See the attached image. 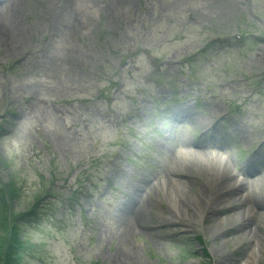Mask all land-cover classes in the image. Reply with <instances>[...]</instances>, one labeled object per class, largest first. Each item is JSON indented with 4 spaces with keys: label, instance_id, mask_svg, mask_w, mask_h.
Returning a JSON list of instances; mask_svg holds the SVG:
<instances>
[{
    "label": "rangeland",
    "instance_id": "rangeland-1",
    "mask_svg": "<svg viewBox=\"0 0 264 264\" xmlns=\"http://www.w3.org/2000/svg\"><path fill=\"white\" fill-rule=\"evenodd\" d=\"M16 2L0 188L43 220L22 264H264V0ZM218 165L245 186L209 185Z\"/></svg>",
    "mask_w": 264,
    "mask_h": 264
},
{
    "label": "bare ground",
    "instance_id": "bare-ground-1",
    "mask_svg": "<svg viewBox=\"0 0 264 264\" xmlns=\"http://www.w3.org/2000/svg\"><path fill=\"white\" fill-rule=\"evenodd\" d=\"M70 1H72V0H50V3L55 4V6L58 5V8H62L61 6H59V3H63V2L69 3ZM63 10H65V8ZM0 12H1V14L6 15L7 17H9L12 20L13 19H17V15H18V5H17L16 0H0ZM71 17L74 20L77 19L76 18L77 17L76 14L71 15ZM3 27H6V26H3ZM188 156L189 157H192L191 156V152L181 153V155H180V157L182 159H186ZM263 161H264V159H263ZM184 164H188L192 168L194 167V166H192L189 163H185L184 162ZM220 168H221V166L218 165V166H215L214 168L207 169L208 171H207V174H206V178H208V180L211 181V184H209V185H215V182L216 183H220L221 182L222 184H224V188H223L222 191H224L225 194L226 193H232L233 191L240 190L241 188H243V186H245L244 180L242 179V177L245 178V175H243L239 179H236L235 178V180H234V177L230 174V172H229L228 169L224 168L225 170L224 169L221 170ZM254 170L255 169L251 166L246 171H247V173L249 175H251V174H254ZM255 181H256V184H255V187L254 188L256 189L257 182L259 181V179L255 180ZM221 189H222V187H221ZM253 193H255V191H253ZM207 194H208V190L206 189V192L203 191V193L200 195V199L202 201L201 202L202 204H200V206L202 208H200V211L198 210V214H200V212H202L203 217H204V219H206L207 222H210L212 220L213 221L215 220L214 222H216L218 220V216L220 215V212H225L226 213L228 208L227 207L226 208H223V209L220 208V205L217 204L216 201H210V203H209V201H207L208 198L206 197ZM223 196H225V195H223ZM251 198H252V201L255 202L256 197L253 194H252V197ZM241 199L242 198H240L239 201H241ZM205 200H206V202H205ZM231 204H234V203H231ZM255 204L257 206L258 205V202H256ZM256 206H254V207H256ZM252 207L253 206L250 205V207H249V208H251V209H249L250 211L249 210H245L243 212V218H246V219H248V220H250L251 222L254 223L255 220H256V218L258 216H256L255 209L252 208ZM229 208H231V207H229ZM128 210H129L128 211V214L129 215H131L132 217L135 216L136 210H137L136 208L128 209ZM139 213H141V211L138 210V214ZM140 215L141 214L137 215L138 218H140ZM140 219H142V218H140ZM214 222L210 225L212 228L214 227Z\"/></svg>",
    "mask_w": 264,
    "mask_h": 264
},
{
    "label": "trees",
    "instance_id": "trees-1",
    "mask_svg": "<svg viewBox=\"0 0 264 264\" xmlns=\"http://www.w3.org/2000/svg\"><path fill=\"white\" fill-rule=\"evenodd\" d=\"M0 188V228L4 229L0 235V264H22L24 256L23 233L27 225L36 223L41 212L34 206L27 213H16L6 207V202L15 201L17 192L9 185Z\"/></svg>",
    "mask_w": 264,
    "mask_h": 264
}]
</instances>
